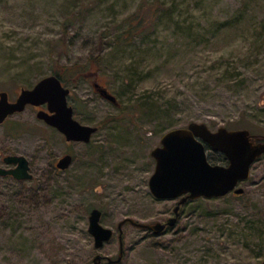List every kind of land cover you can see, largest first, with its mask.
<instances>
[{"label":"rangeland","instance_id":"374dc122","mask_svg":"<svg viewBox=\"0 0 264 264\" xmlns=\"http://www.w3.org/2000/svg\"><path fill=\"white\" fill-rule=\"evenodd\" d=\"M53 71L74 116L98 129L68 142L30 107L0 123V154H24L32 173L0 174V264H92L97 252L116 258L120 241V261L100 264H261L264 153L242 193L187 199L160 234L118 222L171 216L178 198L148 186L166 130L202 121L264 139V0H0V90L14 99ZM65 152L72 162L55 169ZM94 206L113 229L99 248L87 229Z\"/></svg>","mask_w":264,"mask_h":264},{"label":"water","instance_id":"95a60500","mask_svg":"<svg viewBox=\"0 0 264 264\" xmlns=\"http://www.w3.org/2000/svg\"><path fill=\"white\" fill-rule=\"evenodd\" d=\"M101 96L114 104L117 97L99 82L93 83ZM69 87L64 86L55 74L39 78L32 86L22 87L13 100H9L6 90H0V123L9 115L22 111L26 104L47 103V110L38 109L36 116L60 131L66 140L88 142L97 130V125L84 123L73 115V107L67 102ZM206 144L213 150L222 152L227 163L211 162L206 153ZM264 153V140L253 141L246 127L227 128L218 126L211 129L205 122L190 121L186 126L172 127L160 136V144L150 150L155 165L148 179L151 193L157 198H178L173 207L174 214L166 221L142 222L130 217L118 222L119 230L124 220L150 229L154 234L163 231L164 226L173 225L178 208L187 199L200 196L216 197L228 192L240 194L243 187L238 183L250 174L252 163ZM8 163H17L13 168L0 167V174H11L17 179L31 178L27 158L22 154L4 157ZM72 162V155L60 156L56 166L66 169ZM101 210L92 207L88 215V231L92 234L95 248L101 247L112 237L113 229L100 222ZM121 240V239H120ZM122 255V243L116 257ZM102 254L92 257V264H100ZM261 264H264V259Z\"/></svg>","mask_w":264,"mask_h":264},{"label":"flooded vegetation","instance_id":"af4514ba","mask_svg":"<svg viewBox=\"0 0 264 264\" xmlns=\"http://www.w3.org/2000/svg\"><path fill=\"white\" fill-rule=\"evenodd\" d=\"M51 74H54V73H51ZM56 75V74H55ZM59 77V76H58ZM59 79H60V77H59ZM60 81H61V83L64 85V86H66L64 83H63V81L60 79ZM22 87H25V86H22ZM21 87V88H22ZM8 94V93H7ZM69 95H70V88H69V92H68V94H67V102H68V104H71L70 103V101H69ZM9 98V97H8ZM9 100H13V99H9ZM72 105V104H71ZM25 107H30L34 112H35V114H34V120H36V121H39V122H41V123H43V124H45L46 126H48V127H50V128H53V129H56L54 126H52V125H50V124H48V123H46L42 118H39V117H37L36 116V111L38 110V109H45V110H47V103H41V104H38V105H35V104H26V106ZM72 107H73V105H72ZM21 111H17V112H14V113H12V114H9L3 121H5L7 118H9L10 116H13V115H15V114H18V113H20ZM73 115H74V107H73ZM75 117V116H74ZM2 121V122H3ZM1 122V123H2ZM56 130H58V129H56ZM60 132V131H59ZM61 133V132H60ZM62 134V133H61ZM63 135V134H62ZM64 136V135H63ZM65 138V137H64ZM253 138V137H252ZM66 140V139H65ZM66 141H72V140H66ZM253 141H257V140H253ZM207 145V144H206ZM65 153H70V152H65ZM65 153H63V154H65ZM9 154H22V153H4V154H0V160L2 161L1 163H4V165H1V163H0V167H3V168H13V167H15L16 166V164L17 163H8V162H6L5 160H4V157L6 156V155H9ZM62 154V155H63ZM71 154V153H70ZM22 155H24V154H22ZM62 155H60V156H62ZM72 155V154H71ZM25 156V155H24ZM60 156H58L53 162H52V165L54 166V168L55 169H57V170H62V169H60L59 167H57L56 166V162H57V160H58V158L60 157ZM26 157V156H25ZM27 158V157H26ZM72 159H73V155H72ZM27 160H28V164H29V159L27 158ZM29 171H30V164H29ZM5 176L7 175V176H11V177H13L11 174H4ZM13 178H15V177H13ZM17 179V178H16ZM177 202V201H176ZM182 204V203H181ZM180 207V206H179ZM174 214V211L172 210V214L171 215H173ZM179 215H180V209L178 208V215H177V218H176V221L178 220V217H179ZM168 217V216H167ZM167 217L165 218V219H155V220H152V221H150V222H153V221H157V220H159V221H166V219H167ZM168 226L169 225H165L164 226V229H163V231H161L160 233H162V232H164L165 230H167V228H168ZM143 230H146L150 235H157V234H154L150 229H148V228H144V227H142V226H140ZM160 233H158V234H160ZM119 251H120V247H119ZM119 251H118V253H119ZM122 255H123V248H122ZM122 255H121V258H122ZM120 258V259H121ZM102 259H106L107 260V262L108 263H113V262H117V261H120V259L119 260H116V258H112V257H105V256H102V258L100 259V262H101V260Z\"/></svg>","mask_w":264,"mask_h":264},{"label":"trees","instance_id":"16d2710c","mask_svg":"<svg viewBox=\"0 0 264 264\" xmlns=\"http://www.w3.org/2000/svg\"><path fill=\"white\" fill-rule=\"evenodd\" d=\"M52 73H54V74H56L57 76H59L60 77V79L62 80V81H64V78H63V76L61 75V73L60 72H58V71H53ZM139 100V99H138ZM142 102H144L145 103V101H142ZM119 103H120V101L118 100V103L117 104H115V105H119ZM97 129H98V125H97ZM252 137H253V140H260V141H262V140H264V139H260V137H262V136H258V135H255V134H252ZM207 147H209L210 148V146L207 144ZM208 157H209V159L212 161V162H214V161H216V159L212 156V155H208ZM219 160H222V162L223 163H227V158H226V156L222 153L221 154V157L220 158H218ZM229 193V192H228Z\"/></svg>","mask_w":264,"mask_h":264}]
</instances>
